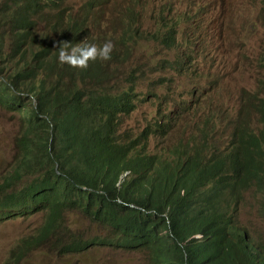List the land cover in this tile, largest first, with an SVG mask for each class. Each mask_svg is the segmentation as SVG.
Instances as JSON below:
<instances>
[{"label":"trees","instance_id":"1","mask_svg":"<svg viewBox=\"0 0 264 264\" xmlns=\"http://www.w3.org/2000/svg\"><path fill=\"white\" fill-rule=\"evenodd\" d=\"M64 2H0V102L24 121L20 158L0 183V220L45 213L37 233L10 250V264L25 261L41 245L59 255L94 245L144 252L150 264H264V236L238 220L245 194L252 193L264 222V80L240 109L242 120L261 103L259 130L231 120L234 139L218 151L201 150L197 140L218 147L212 132L204 130L164 145L169 123L152 125L137 137L124 134V117L137 110L136 86L130 88L136 79L128 73L130 87L121 88L116 64L141 38H135L137 31H126L114 41L111 59L89 61L86 69L61 64L60 42L102 46L110 41L101 32V39L93 38L92 10L79 19L70 13L65 23ZM186 13L185 19L194 22L196 16ZM169 24L158 21L156 26L166 30L156 29L151 38L178 48L176 26ZM195 55L196 50L187 58L193 61ZM189 62L181 66L187 72L193 68H185ZM150 136L162 139L163 147L137 153L140 147L151 148ZM161 154L170 158L164 166L157 159ZM73 211L108 228L112 237L84 240L71 232L64 215Z\"/></svg>","mask_w":264,"mask_h":264},{"label":"rangeland","instance_id":"2","mask_svg":"<svg viewBox=\"0 0 264 264\" xmlns=\"http://www.w3.org/2000/svg\"><path fill=\"white\" fill-rule=\"evenodd\" d=\"M62 8L65 23L70 13L79 19L84 10H92L96 15L90 27L97 28L93 38L101 39V32L113 44L128 30L137 31L135 38H141L133 40L130 55L119 60L124 61L122 64H116L119 71L115 80L121 88L130 87V76L136 79L130 88L136 86L137 110L124 117V134L137 137L157 122L169 123L170 133L164 145H176L201 128L211 131V139L223 147L229 135L228 124L241 120V104L245 105L264 80V0H65ZM186 11L196 16L194 22L185 19ZM56 15L61 13L56 11ZM163 19L170 21L169 28L177 21L174 29L178 48L168 49L151 38L161 28L156 23ZM190 42L192 46L184 49ZM194 50L192 61L187 56ZM188 61L191 62L185 68L193 67L190 72L181 67ZM175 62L178 64L172 67ZM214 112L221 119V130ZM23 126L19 113L0 102V183L18 163L17 146ZM162 147L161 139H153L149 150L140 147L137 153H154ZM255 198L252 193L245 197L238 220L251 233L264 236V222L257 216ZM43 215L39 211L0 220V264H10V250L18 246L20 239L37 233L45 220ZM64 216L71 232L84 240L112 237L108 228L79 211ZM19 264H150V259L144 252L103 245L73 255H59L41 245Z\"/></svg>","mask_w":264,"mask_h":264},{"label":"clouds","instance_id":"3","mask_svg":"<svg viewBox=\"0 0 264 264\" xmlns=\"http://www.w3.org/2000/svg\"><path fill=\"white\" fill-rule=\"evenodd\" d=\"M114 45L110 41H106L102 46H97L96 44H83L72 46L69 42H60L59 44V54H58V61L61 64H67L68 66L72 68H78V69H86L88 67L89 61H96L97 59L107 61L111 59V52L113 50ZM264 97V92H263ZM264 101V98H261V102ZM261 103H259V106L249 110V114L240 120V122L232 123L233 125H236V123H245L251 125V128H253L255 131L259 130L256 125H258V121H261L262 118L259 114V107ZM246 111V110H244ZM214 114L218 117V125L220 126L221 130V119L219 118V115L214 112ZM161 122H157L155 125H160ZM203 128V126H202ZM230 125L228 124V130L229 135L225 141L230 142V139H234V135L236 131L234 130L233 133L230 131ZM201 130V128H200ZM162 140V139H161ZM197 143L200 144L201 150H203L202 147H207L210 150L218 151L220 146L216 147L214 145L209 144L208 142H200L197 140ZM228 147L231 148V145ZM210 154V153H208ZM162 157L158 156L157 159L161 160L162 162H159L161 165H165L166 162H169L170 158L167 155H162ZM165 159V160H164ZM247 194H245V197ZM197 239H200V237H197Z\"/></svg>","mask_w":264,"mask_h":264}]
</instances>
